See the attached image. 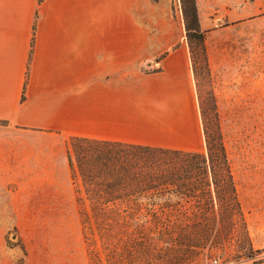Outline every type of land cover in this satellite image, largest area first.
<instances>
[{"label": "crops", "instance_id": "0c3cea01", "mask_svg": "<svg viewBox=\"0 0 264 264\" xmlns=\"http://www.w3.org/2000/svg\"><path fill=\"white\" fill-rule=\"evenodd\" d=\"M173 1L0 0V192L67 163L74 135L205 148Z\"/></svg>", "mask_w": 264, "mask_h": 264}, {"label": "trees", "instance_id": "16d2710c", "mask_svg": "<svg viewBox=\"0 0 264 264\" xmlns=\"http://www.w3.org/2000/svg\"><path fill=\"white\" fill-rule=\"evenodd\" d=\"M181 3L194 66L195 50L205 60V32L196 1ZM201 112L205 151L68 138L88 264H201L205 249L224 260L261 262L216 117L209 121Z\"/></svg>", "mask_w": 264, "mask_h": 264}, {"label": "rangeland", "instance_id": "374dc122", "mask_svg": "<svg viewBox=\"0 0 264 264\" xmlns=\"http://www.w3.org/2000/svg\"><path fill=\"white\" fill-rule=\"evenodd\" d=\"M195 1L205 32V60L195 50L192 66L200 120L201 110L209 121L216 117L252 246L262 258L224 260L205 249L201 264H264V0ZM173 8L183 19L181 0ZM182 36L187 44L184 23ZM31 170V183L0 192V264H88L67 163ZM38 175L46 181L35 182ZM233 248L226 250L233 254Z\"/></svg>", "mask_w": 264, "mask_h": 264}]
</instances>
